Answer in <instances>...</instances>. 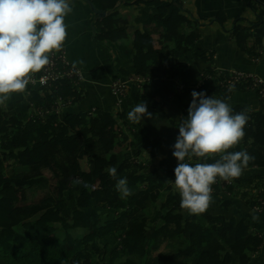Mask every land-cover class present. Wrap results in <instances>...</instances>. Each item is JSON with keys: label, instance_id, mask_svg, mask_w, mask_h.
I'll return each mask as SVG.
<instances>
[{"label": "trees", "instance_id": "16d2710c", "mask_svg": "<svg viewBox=\"0 0 264 264\" xmlns=\"http://www.w3.org/2000/svg\"><path fill=\"white\" fill-rule=\"evenodd\" d=\"M86 1L96 5L100 0ZM103 1L113 6L105 17L95 16L94 39L133 50L134 74L147 79L136 86L139 108L162 114L176 99L180 117L169 124L183 131L190 124L208 140L203 147L178 152V161L186 162L189 154L194 158L186 170L185 164L172 170L166 161L150 169L160 144L141 141V125L134 117L120 121L95 109L63 126L55 120L60 111L36 113L27 127L8 112L0 92V264H74L94 256L98 261L93 264H252L264 239L244 220L209 214L201 206L200 190L179 181L174 187L170 180L174 172L181 179L191 171L192 183L214 184L213 177L231 170L235 160L246 166L264 161V100H258L256 112L246 106L226 111L230 94L244 89L223 91L215 80L194 86L182 82L186 69L181 61L191 45L180 43L165 26L182 10L178 0ZM244 1L256 23L234 27L231 37L239 51L258 59L264 8H257L259 0ZM165 2L172 6L163 9ZM139 7L156 13L137 25ZM173 21L186 40H198L194 21L179 16ZM82 86L63 81L26 92L36 111L46 112L58 98L60 110L77 106L88 96ZM220 112L225 113L218 118ZM143 154L148 163L139 160ZM12 155L16 158L10 165ZM33 165L41 168L34 171ZM255 183V178H232L224 189L215 186L214 196H225L220 199L223 211L233 208L230 198L236 197L252 207L264 199L262 184ZM247 190L258 193L256 200ZM67 195L77 204L86 202L69 218L62 215ZM115 234L121 237L120 248L109 251L104 243Z\"/></svg>", "mask_w": 264, "mask_h": 264}, {"label": "crops", "instance_id": "0c3cea01", "mask_svg": "<svg viewBox=\"0 0 264 264\" xmlns=\"http://www.w3.org/2000/svg\"><path fill=\"white\" fill-rule=\"evenodd\" d=\"M180 2L183 4L182 10L175 11L165 26L180 43L186 42L191 45V50L181 61L186 69L183 83L190 86L195 81L194 85H196L200 77L209 72L217 75L219 72L236 71L264 78V40L260 57L252 59L239 51L231 37L234 27H247L256 23L254 13L246 6L244 0H180ZM97 3L91 5L100 11L109 10L113 6L112 1L100 0ZM170 6L172 2H165L162 8L168 9ZM152 13H156V10L146 7L136 9V24L139 25ZM175 16L185 17L196 23L194 34L198 36V40L190 41L184 38L182 27L177 26L173 21ZM94 21L95 15L91 6L82 0H0V77L14 74L23 65H28V69L40 70L43 60L48 55V48L53 45L60 46L63 48L66 60L83 73L82 87L88 96L82 102L94 98L97 106L104 104L103 107H106H96V109H105L115 114L121 121L125 119V115L128 118L134 117L139 123L134 116L136 112L134 103L131 100L126 103V95L119 101L110 92L112 82L134 74V52L129 48L117 47L94 39V33H97L94 29ZM233 93L240 92L231 94ZM244 93H251L259 102L255 93L241 92ZM2 95L6 100V109L11 115L17 116L22 122L36 120L37 107L31 105L26 89ZM241 97L236 98L237 103L240 104L238 106L249 107L244 103L246 100ZM230 104L231 102L228 107ZM255 106L251 105L252 108ZM88 107V105L81 107L77 105L64 108L55 120L65 126L71 117L86 113ZM66 109L72 110L63 113ZM92 110L95 109L90 111ZM178 114H180L179 107L175 116ZM223 114L218 113V118L223 117ZM194 131L192 125H188L184 132L192 134L195 133ZM263 166L264 161H259L254 166H246L235 160L234 167L225 175L229 179L255 178V184L261 185L264 184ZM195 189L201 191V206L205 210L216 209L218 211L216 215L244 220L264 239V211L257 212L250 209L240 197L230 198L233 208L223 211L219 205L215 207V201H220L225 196L212 197V192L203 182L196 185ZM263 259L264 244L259 255L254 259L257 263L252 262V264H261Z\"/></svg>", "mask_w": 264, "mask_h": 264}, {"label": "rangeland", "instance_id": "374dc122", "mask_svg": "<svg viewBox=\"0 0 264 264\" xmlns=\"http://www.w3.org/2000/svg\"><path fill=\"white\" fill-rule=\"evenodd\" d=\"M48 57H49V55H47V57L43 60L41 66H43V63H45L44 61H46V59ZM20 67L18 69L20 71L19 73L16 74V72H15L12 75H8V76L4 75V76L0 77V79H4V78L17 79L19 77L20 73H21ZM29 70L30 69H26L25 67H23V71L25 73H27ZM208 74H214V72H209V73L204 74V75H208ZM82 75H83V73H82ZM146 80L147 79H145L143 77H140V76H136L135 74L127 76V81L128 82L136 83V84H131L133 86H128L126 88L125 93H124L123 97L121 98V100L124 99V97L126 95V97H125L126 103H128V101L131 100L134 103V106H136V108H135L136 112H134V116L139 121V124L141 123V128H140V132H141V135H142L141 141L143 142V141H149V140H156L160 144V149H159L157 158L153 161L152 166L150 167V169L157 168V167H159V163L161 161H166L168 166L171 167L172 170H173V168H174V166L176 164H180V165L185 164L183 166H184V169L186 170L187 169V164L189 165L190 162L194 161V158H193V156L191 157L190 154H189V157L186 160V162H183V160L178 161V159H177L178 152L180 150H185V148H190V147L191 148H193V147L194 148H200V147H203L205 145V143L207 142L208 137L205 134H203V133H199V134L192 133V134H190V133L184 132L185 130L184 131L183 130H177V129H174L169 124V122L172 121V118L178 112L177 105H179V104H178V101L176 99H174L172 101V103L169 106V108L162 114L146 113V112L142 111L139 108V106H138L137 90L135 88H137L136 87L137 84L140 85V83H143ZM83 81H84V78H83ZM191 84L194 86L195 81H193ZM198 84H199V82H198ZM192 85H190V86H192ZM110 92H111V90H110ZM2 93H8V91L7 92H2ZM241 96L246 100L244 103H246V105L249 106V107L246 106L249 110H251V111L252 110H258V106H259L258 103L259 102H257V99L251 93H244V94L233 93V94H231V97H230V102H231L230 107H228L226 109V111L231 110L232 108H235L238 105H240V104L237 103L236 98L237 97H241ZM108 104H110V103L108 102ZM114 104H115L114 105L115 108L117 109L115 101H114ZM253 104L256 105L255 108L251 107V105H253ZM83 105H88L89 106L87 112H90L91 109H96V107L106 108V107H103L104 104L97 106L95 104L94 98H91L90 100H86V102H82L81 101L78 104V107H81ZM241 107H243V106H241ZM70 110H72V109H66V110L63 111V113L65 111H70ZM221 113L223 114V112H221ZM179 117H180V114H178V116H175V118H179ZM119 120L121 121V119H119ZM29 125H30L29 122H25V126L28 127ZM187 126L188 125H186V127ZM213 130H214V128H213ZM212 135L214 137H216L219 134H218L217 131H212ZM37 149H39V148H37ZM190 153H192V152H190ZM195 153H198V150H196ZM40 155H43L40 158H43V160H44L43 151L40 152ZM14 158H16L15 155H12L10 157L11 162L9 161L8 164H10V165L13 164L12 161L14 160ZM139 160L144 162V163H148L149 158H148V156L146 154H143L142 157ZM251 164H252V166L255 165L254 162H252ZM33 168H35L34 171H37L41 167H36V165H33ZM226 172L224 173L223 176H221L219 178L220 179H226V175H225ZM6 174L8 176L10 175L9 172H7ZM190 174H191V171H188L185 175H183L181 177V179H178V177H176V173L174 172L173 175H172V178L170 180V183H172L173 186L175 187L176 186V182L179 181V182L182 183V185H186L188 187H192L193 189H195V186L198 185V184L192 183V179L190 177L191 176ZM205 184H206V188L209 191L212 192V194H213L212 197H215L214 196V193H215V189L214 188H215L216 184H211V182H209V180L207 182H205ZM263 185L264 184H262V186ZM218 188H220V187H218ZM221 188H223V187H221ZM247 193L250 194V195L252 193L251 196L254 198V200H256V198L258 196L257 192H253V191L247 190ZM241 199H242L243 202H247V199H244V198H241ZM257 200L260 201V199H257ZM64 201L65 202H64V204L62 206V215L64 217H66V218L70 217L71 213L73 212V210L77 206H81L83 208L86 207V205L84 204L86 202L83 199H81V202H79L78 203L79 205H78L77 203L71 201L69 195L66 196ZM215 202H216L215 207H218V205L220 206V201L217 200ZM201 204H202V199H201ZM256 206H258V204L255 205V206L250 207V209L259 212V210L256 209ZM215 210L216 209L208 211V209H207L206 211L209 214H211V215H216L218 211L217 210L215 211ZM120 241H121V237L119 235L115 234V235L111 236L110 238H108L105 241L104 245L109 246L108 247L109 251L114 250V249L118 250L120 248ZM93 261H98V258L96 256H94L92 259H89V260H86V261H76L74 264H93ZM253 262L257 263V260H254Z\"/></svg>", "mask_w": 264, "mask_h": 264}, {"label": "built area", "instance_id": "2783aa9c", "mask_svg": "<svg viewBox=\"0 0 264 264\" xmlns=\"http://www.w3.org/2000/svg\"><path fill=\"white\" fill-rule=\"evenodd\" d=\"M180 2V0H178ZM259 7H264V0H259L257 3ZM49 57L44 61L43 66L40 70L30 69L27 73L23 71V66L20 67L21 73L17 79L4 78L0 79V92H13L21 89L36 88L42 89L50 87L53 83L67 81L69 84L79 86L83 82L82 72L73 67L65 57L63 48L60 46H51ZM208 74L200 77L199 84H203L206 81L215 80L217 86L223 90L231 92L236 88L244 89V91L253 92L257 96L258 100H264V78L251 76L242 72L228 71L219 72V74ZM125 80H118L112 83L110 90L113 97L121 101L125 90L131 84ZM141 84V83H140ZM139 85V84H137ZM61 99L58 98L53 106L44 112L43 110L37 109L36 113L39 117L43 114H57L60 111ZM223 175L213 177L215 186L223 187L229 186V179H220ZM264 192V185L261 190ZM256 209L259 212L264 210V199L258 201Z\"/></svg>", "mask_w": 264, "mask_h": 264}, {"label": "water", "instance_id": "95a60500", "mask_svg": "<svg viewBox=\"0 0 264 264\" xmlns=\"http://www.w3.org/2000/svg\"><path fill=\"white\" fill-rule=\"evenodd\" d=\"M84 1L86 4L91 6L92 12L93 14L97 17V18H103L105 17L106 13L104 11H100V10H96L90 3H88L86 0H82ZM59 8V7H58ZM61 8V7H60Z\"/></svg>", "mask_w": 264, "mask_h": 264}]
</instances>
